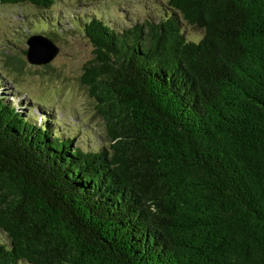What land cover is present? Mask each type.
I'll return each instance as SVG.
<instances>
[{
	"label": "trees",
	"instance_id": "obj_1",
	"mask_svg": "<svg viewBox=\"0 0 264 264\" xmlns=\"http://www.w3.org/2000/svg\"><path fill=\"white\" fill-rule=\"evenodd\" d=\"M166 3L123 27L75 22L100 146L0 90V264H264V0ZM52 24L31 29L55 40ZM4 54L3 74L31 66Z\"/></svg>",
	"mask_w": 264,
	"mask_h": 264
},
{
	"label": "rangeland",
	"instance_id": "obj_2",
	"mask_svg": "<svg viewBox=\"0 0 264 264\" xmlns=\"http://www.w3.org/2000/svg\"><path fill=\"white\" fill-rule=\"evenodd\" d=\"M166 1L58 0L45 11L31 4L0 5V65L1 56L6 55L4 53H21L26 58L27 38L33 33L49 36L39 31L45 25L53 26L52 22H56L63 28V31L56 32L57 35L62 34L55 39L56 41L54 40L60 51L49 63L51 69L45 68L46 64L38 65L27 61L31 66L25 70L22 77L16 78L11 73L3 74L0 68V86H2L0 90L5 91L8 98L18 103V106L23 104L26 107L25 114L28 112L31 115L35 114L37 120L41 122L53 119L55 121L53 125L59 126L61 130L64 127L62 131L73 132L76 135V143L84 148L100 146L103 133L102 121L95 117L97 109L93 97L77 79L81 78L85 63L93 58V48L83 34V27L75 22L83 17L82 13H96L103 19L113 22L115 27H123L138 19L152 16L158 18L156 14L163 11L167 5ZM41 15L46 16V19L44 20ZM31 22L32 26H38L39 29H31ZM200 32L201 30L193 26L188 24L185 26V33L189 37H196ZM7 38L17 41V46H14L16 50L7 49L5 45ZM5 57L12 62L11 55ZM17 61L12 65L15 64L16 67ZM41 114L44 115V119ZM51 120L47 121L53 123ZM2 238L3 235L0 233V241H3ZM6 244L9 246L8 242Z\"/></svg>",
	"mask_w": 264,
	"mask_h": 264
},
{
	"label": "water",
	"instance_id": "obj_3",
	"mask_svg": "<svg viewBox=\"0 0 264 264\" xmlns=\"http://www.w3.org/2000/svg\"><path fill=\"white\" fill-rule=\"evenodd\" d=\"M26 59L32 64H48L59 53L60 47L49 36L42 33H33L27 40Z\"/></svg>",
	"mask_w": 264,
	"mask_h": 264
}]
</instances>
